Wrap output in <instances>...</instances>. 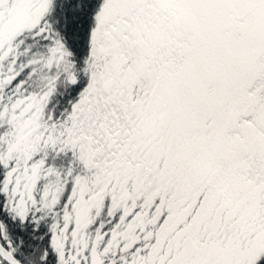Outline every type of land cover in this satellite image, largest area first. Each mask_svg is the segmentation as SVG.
<instances>
[{
	"label": "snow or ice",
	"instance_id": "6c2138e0",
	"mask_svg": "<svg viewBox=\"0 0 264 264\" xmlns=\"http://www.w3.org/2000/svg\"><path fill=\"white\" fill-rule=\"evenodd\" d=\"M0 264H264V0H0Z\"/></svg>",
	"mask_w": 264,
	"mask_h": 264
}]
</instances>
